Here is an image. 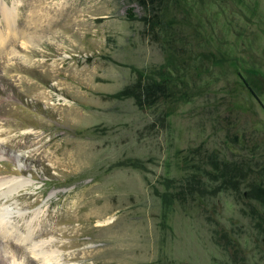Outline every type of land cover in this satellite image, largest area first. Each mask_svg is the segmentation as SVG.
I'll use <instances>...</instances> for the list:
<instances>
[{"label": "rangeland", "instance_id": "rangeland-1", "mask_svg": "<svg viewBox=\"0 0 264 264\" xmlns=\"http://www.w3.org/2000/svg\"><path fill=\"white\" fill-rule=\"evenodd\" d=\"M148 1L0 0V179L31 182L1 218L52 264H264L214 163L264 158V0ZM139 71L169 95L139 105ZM30 247L0 233V264Z\"/></svg>", "mask_w": 264, "mask_h": 264}, {"label": "trees", "instance_id": "trees-1", "mask_svg": "<svg viewBox=\"0 0 264 264\" xmlns=\"http://www.w3.org/2000/svg\"><path fill=\"white\" fill-rule=\"evenodd\" d=\"M145 1V0H144ZM149 3H153V0H149ZM142 5H146V2H142ZM151 5V4H150ZM148 8V14L145 17L147 22L151 25L153 29L156 28L157 25L161 24L158 19V15L155 13L154 7L150 6ZM138 76V82L134 86L138 89V93L141 95L140 98L143 97L142 100L139 98V105H142L143 103L150 104V97H153L157 95L158 99L166 98V96L169 95L168 86H167V77H162V79H157L155 75L152 74H145L142 71H139ZM161 76H164L166 74L165 69L161 71ZM133 87V88H134ZM250 92L254 95V91L252 88L249 87ZM217 159V158H215ZM218 161H215V168L219 170L220 175L223 179L222 183L227 186H232L236 190L241 191V189H246L244 192L245 198L256 200L260 207L258 205H253L252 211L254 213L255 219L257 220V226L264 231V158L263 160L258 159L257 162L252 161L249 158L241 157L236 162H227L222 161L220 163H217ZM250 177L249 183H245L243 180L245 177ZM196 177L191 176L187 179V182L192 181L195 183L191 191H199V192H206V189L204 188V185H202L200 182L196 183ZM213 177H217L213 176ZM181 191L178 192V195L182 194V190L186 189V185L181 184L180 186Z\"/></svg>", "mask_w": 264, "mask_h": 264}, {"label": "bare ground", "instance_id": "bare-ground-1", "mask_svg": "<svg viewBox=\"0 0 264 264\" xmlns=\"http://www.w3.org/2000/svg\"><path fill=\"white\" fill-rule=\"evenodd\" d=\"M45 1L46 0H36V2L38 3L39 6L42 5L43 3H45ZM2 12H3V15H4L6 21H7L8 27L12 31V15L14 14L13 11H10L6 7H3ZM55 155H57V153ZM30 185H31V182L28 180L16 179V178H12V177L2 178V179H0V188H1L0 200L3 197H5V199H6L9 196H12L13 193L18 194L21 191H23L24 189H27ZM2 213H4V212L1 211V209H0V233L3 235V237L4 238H6V237L12 238L13 237V239H16L21 244L31 243L30 248L34 251V255L36 257H39V258L41 257V259L43 258V260H46V257H45L46 251H43L42 249H40L42 246L40 244H36L33 241V231L30 228H27V232L25 233V235H23L22 234L23 232H21L20 230H16L15 232H13V229H12L13 227H10L8 225V221H4L3 220L4 218L3 219L1 218ZM51 255H52V253H51ZM52 258L55 261L58 260L56 255L55 256L52 255ZM6 264H9V262H7ZM46 264H52V263L48 259V260H46Z\"/></svg>", "mask_w": 264, "mask_h": 264}]
</instances>
